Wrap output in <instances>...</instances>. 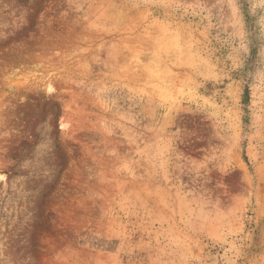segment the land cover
I'll return each instance as SVG.
<instances>
[{"label":"rangeland","instance_id":"rangeland-1","mask_svg":"<svg viewBox=\"0 0 264 264\" xmlns=\"http://www.w3.org/2000/svg\"><path fill=\"white\" fill-rule=\"evenodd\" d=\"M0 264H264V0H0Z\"/></svg>","mask_w":264,"mask_h":264}]
</instances>
